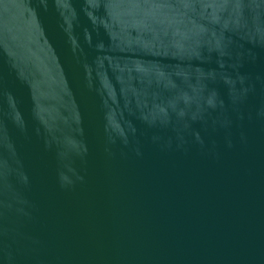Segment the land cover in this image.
<instances>
[{"label":"water","instance_id":"1","mask_svg":"<svg viewBox=\"0 0 264 264\" xmlns=\"http://www.w3.org/2000/svg\"><path fill=\"white\" fill-rule=\"evenodd\" d=\"M0 264H264V0H0Z\"/></svg>","mask_w":264,"mask_h":264}]
</instances>
